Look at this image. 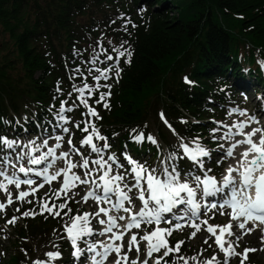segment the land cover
I'll return each mask as SVG.
<instances>
[{"label":"snow or ice","instance_id":"1","mask_svg":"<svg viewBox=\"0 0 264 264\" xmlns=\"http://www.w3.org/2000/svg\"><path fill=\"white\" fill-rule=\"evenodd\" d=\"M120 19L122 30L127 31L132 21L123 16ZM126 43L115 47L111 40L108 41L117 53V59L111 65H108L113 61L111 55L100 59L101 53H106L102 46L99 51L93 48L90 59L82 61L90 65L87 68L89 74L97 73L92 77L96 82L94 86L86 79L80 85L73 83L68 99H63L57 81L53 103L47 107L48 115L41 121L35 119V113L32 117H23L24 123L16 119L13 124L0 118V127L12 129L10 133L0 131V190L7 195L8 205L13 203L9 186L18 191L17 200L32 204L33 200L26 199L30 193L35 197L38 189L49 185V192L36 199L35 207L24 211L22 216L47 213L53 218L58 217L61 223V228L53 230V239L49 241L54 250L43 253L46 259L38 258L33 264H52L62 258L60 241L70 243L74 264H230L231 258L245 264L249 253L256 249L244 248L238 252L241 235L253 231L246 228L250 222L254 228L264 227V125L255 113L249 114L245 109L232 106L225 109L227 121H209L214 126L208 129L207 137L199 132L182 136L165 119L164 123L174 137V141L165 146L153 135L145 136L143 130L132 128V141L140 144L146 140L155 146L156 158L152 163H149L150 150L148 158L136 159L128 153L127 145L119 155L111 153L108 137L101 134L91 119L101 117L96 108L89 105L88 97L98 93L95 104L110 110L111 84L100 81H108L111 75L120 76L121 57L125 58V63L131 62L132 51L123 46ZM81 55L73 49L74 58ZM98 64L107 66L101 68ZM71 72L74 73L70 75L73 81L76 75L83 77L79 67ZM184 80L189 85L193 83L187 77ZM101 88L109 91H99ZM73 93L78 94L79 104L73 102L66 107ZM258 99L260 110L264 111V97ZM57 100L59 107L54 103ZM80 105L86 109V118L72 121L66 113ZM30 120L41 129V134L28 138L30 133L25 125ZM181 123L188 122L182 120ZM69 124L83 134L79 143L86 154L73 145ZM20 134L25 139H21ZM65 135L69 136L67 151L62 150ZM205 140L214 147H209ZM51 141L54 143L50 144ZM74 156L78 157L75 162ZM58 163L63 166L57 167ZM74 169L82 170V176L72 171ZM58 177L62 178V187L51 188ZM75 182L86 186L85 195L73 191ZM22 185L28 190H21ZM90 198L96 206L93 212L82 211L79 207L74 212L69 206L70 200L80 205L88 203ZM61 199L62 202H56ZM5 207L0 203V210ZM16 211L19 212V208ZM216 213L230 216L231 221L223 226L209 223ZM16 220L13 216L6 222L15 224ZM185 227L194 230L189 239L206 231L208 235L203 243L212 249L210 256L205 255L207 249L203 248L193 255H185L181 247L184 241L170 245L168 238ZM133 251L135 259L129 256ZM113 255L115 260L111 259Z\"/></svg>","mask_w":264,"mask_h":264},{"label":"trees","instance_id":"2","mask_svg":"<svg viewBox=\"0 0 264 264\" xmlns=\"http://www.w3.org/2000/svg\"><path fill=\"white\" fill-rule=\"evenodd\" d=\"M141 1L147 3L142 12ZM171 9L177 13L170 15ZM121 16L135 27L129 24L123 31ZM109 40L115 47L127 41L123 46L132 51L130 63L120 58V76L109 79L110 110L94 106L101 134L119 135L117 150L129 142L132 128L147 136L152 115L163 113L182 136L199 132L207 137L208 120L223 115L241 91L252 87L264 94V0H0V118L24 123L23 117L35 113L41 121L57 81L68 99L72 84L85 80L79 75L71 80V70L84 72L82 61L90 59L93 48L102 46L106 53L100 59L111 55L115 62ZM73 49L82 53L78 59ZM185 77L193 83H185ZM54 103L59 107V100ZM25 126L29 133L41 131L31 120ZM144 142L147 148L137 150L155 153V146ZM26 225L17 229L21 236L36 234L45 221L39 215ZM176 241L169 237L170 245ZM251 254L247 264H256ZM23 258L14 250L7 264Z\"/></svg>","mask_w":264,"mask_h":264},{"label":"rangeland","instance_id":"3","mask_svg":"<svg viewBox=\"0 0 264 264\" xmlns=\"http://www.w3.org/2000/svg\"><path fill=\"white\" fill-rule=\"evenodd\" d=\"M131 1V0H129ZM146 2L141 1L140 2V7H138L139 9L143 8L145 9L146 6ZM177 10H173L171 9V11L169 12V14H176ZM101 11H97V16H100ZM121 15L124 14L123 12L120 13ZM89 59H84V61H88ZM113 62H108V65H111ZM86 67H85V71L83 72V78L84 79H90L89 81H93V82H89L90 86H94L95 85V81L92 79V77L94 75H96L97 73L92 72L91 74H89V72L87 71V68L90 66L87 63H85ZM107 65H103L101 64V68L105 67ZM18 69V68H16ZM112 76V75H111ZM233 82V81H231ZM101 84H108V81H100ZM234 84V82H233ZM254 87H256V85H254ZM253 88L249 87L248 92H242L239 93L236 96L235 101L229 105L226 106V108H230L232 106H238L241 109H245L247 110V112L249 114H252L253 112H259L261 113V105H260V101L258 98L263 97L264 94L262 93H255L254 91H251ZM109 89L108 88H101L99 91H105L107 92ZM72 91V89H71ZM77 95L76 93H73L71 99H69L70 103L68 102L67 106H71L73 104V102H75L76 104H79V100L77 99ZM85 96H88V93L85 92ZM98 99V93H94L91 97H88V102L89 105L94 107L95 106V100ZM86 112V109H84L83 105H80L78 108H75L73 112L71 113H66V115L72 120V121H80L85 119V115L84 113ZM93 120V122H95V118H91ZM229 118L226 116V111L223 112V115H221L220 117H217V121H227ZM231 119H237V117H232ZM165 119L161 118V115L156 116V115H152V117L149 119V124H148V128H149V133L153 135V137L161 144V145H165V140H169L170 141H174V137L172 135L171 130L169 129V127L164 123ZM208 120L207 122V127H213L214 125L209 123ZM68 127L71 129L72 135H71V139L73 141V145H75L78 148H81L80 146V140L83 138V134L77 130L73 124H69ZM173 128V127H172ZM158 129L161 130V132L163 133V135L166 137V139H164V137L161 135L160 132H158ZM49 131H51V129H49ZM41 131H39L38 133H30L28 138L31 137H35L37 135H40ZM119 135L116 133L115 135H111L110 137H108V143L110 144V152L111 153H116L117 155H119L125 148V146L122 147V149H119L120 151H118L117 149H114L113 147L117 146V140L116 138H118ZM12 138V137H10ZM20 138L21 139H25V136L23 134H20ZM69 139L68 135H65V144L62 148L63 151H67L68 150V145L66 143V141ZM94 142H96L94 140ZM51 143H54V141H51ZM101 144L103 143L102 141L100 142ZM205 143H208L207 140H205ZM124 145L128 146V153H132L133 155H131L134 159H136V157H140V158H148L149 154H142L141 152H139L137 150V148L139 150L143 149V148H147V144L145 142H142L140 144L136 143L135 141H132L129 138V142L125 143ZM209 147H214L213 144L208 143ZM137 147V148H136ZM81 151H85L86 154V150L85 148H81ZM157 151V150H156ZM156 151L155 153L151 152V157L149 160V163H152L155 158H156ZM59 154V153H58ZM144 155V156H143ZM78 159V157H73V161L75 162ZM209 166L216 168V166L213 164H210ZM78 172H80L82 174V170H77ZM51 188L53 189H60V187H57L56 183H52L51 184ZM21 190H24V187H21ZM28 190V189H27ZM9 192L12 193V199H13V203L11 205H8L7 203V195L5 193L2 192V190H0V203H4L6 205L5 209L0 210V264H7L8 258L10 254H13L14 250L21 252L24 255V258L21 259L19 261L18 264H33V261L38 259V258H42V259H46V257H44L42 254L46 253L47 251H53L54 249L50 246L49 241L53 239V230H59L61 228V223L59 218H53L51 216H49L47 213H44L42 215H40V219L42 221H45V226L42 227L36 234L34 233H30L27 232L25 235L21 236L17 229L20 228L21 226H25L27 227L26 223L27 220L31 219V217H38L39 215H35V216H30V217H23L22 213L24 211H28L31 210L35 207V200L36 199H41L44 197V194L49 192V185H45V187L43 189H38V191L35 194V197H33V195L30 193L29 197H27L26 199L29 200H33L32 204H28L25 203L23 201L17 200L16 199V193L18 192L14 186H10L8 189ZM73 191H78L80 193V196L85 195L86 193V186H82L79 183L76 185V188L73 189ZM80 196L77 197V199L80 198ZM57 203L62 202L61 200H57ZM49 203H51V201H49ZM14 205V207H13ZM18 205V207H17ZM69 206L73 208L74 212L75 210L79 207L81 208L82 211H87V212H93L94 210H96V206L94 204V201L91 200V198L89 199L88 203L84 204L81 203L80 205H77L74 201H69ZM13 207V208H12ZM19 208V212L16 211V209ZM38 211V209H36ZM8 214H10L11 216H7ZM1 215L4 216V219H1ZM13 216L17 217V220L15 222V224H8L6 221L10 220L13 218ZM47 217V218H46ZM231 221V217L228 215H224V216H220L219 213H216L214 218L209 220V223H212L213 225H226ZM41 222V221H40ZM233 223H237V222H233ZM248 229H253V227H248ZM194 231L191 228L185 227L182 230H176L173 232V235L171 236V238H177L178 241H184L186 242L185 246L182 247V252L185 255H193L196 252H198L200 249H207L205 255L210 256L212 254V249L208 248V245L204 244L203 241L205 239V237L208 235L206 233V231H201L200 233H198L196 235L195 238H191L189 239L190 233ZM237 234L239 235V230H236ZM214 239V238H213ZM14 243L17 244V247H15L16 245H14ZM61 247V253H62V258L57 259L52 261V264H74V259L73 256L67 253L70 252L71 250V254L73 249L71 248V245L68 241H60L59 242ZM212 241H209V244H211ZM246 246V247H245ZM141 247H143V245H141ZM213 247H215V245H213ZM244 248H251V249H256L255 252H253L251 255L255 256L256 258V264H264V227H260V228H256L253 229V231L248 232L247 234H243L241 235V239L239 242V247L237 248L238 252H242L244 250ZM66 251V254H63V252ZM72 256V257H71ZM130 258L135 259L136 258V253L135 251L129 253ZM115 255H113L111 257L112 260H115ZM253 260V258H251ZM247 263V261L245 262V264ZM230 264H239V260L237 258H231L230 260Z\"/></svg>","mask_w":264,"mask_h":264}]
</instances>
